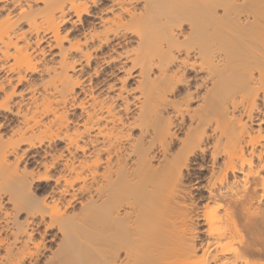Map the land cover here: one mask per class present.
Returning a JSON list of instances; mask_svg holds the SVG:
<instances>
[{"label": "bare ground", "instance_id": "obj_1", "mask_svg": "<svg viewBox=\"0 0 264 264\" xmlns=\"http://www.w3.org/2000/svg\"><path fill=\"white\" fill-rule=\"evenodd\" d=\"M0 264H264V0H0Z\"/></svg>", "mask_w": 264, "mask_h": 264}, {"label": "rangeland", "instance_id": "obj_2", "mask_svg": "<svg viewBox=\"0 0 264 264\" xmlns=\"http://www.w3.org/2000/svg\"><path fill=\"white\" fill-rule=\"evenodd\" d=\"M205 173V172H204ZM197 189V190H196ZM194 191H198V193L200 192L198 188H194ZM197 193V192H196ZM48 244H51L49 241H47Z\"/></svg>", "mask_w": 264, "mask_h": 264}]
</instances>
